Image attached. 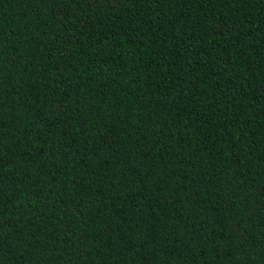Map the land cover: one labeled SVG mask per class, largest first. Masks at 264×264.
Masks as SVG:
<instances>
[{
  "label": "trees",
  "instance_id": "1",
  "mask_svg": "<svg viewBox=\"0 0 264 264\" xmlns=\"http://www.w3.org/2000/svg\"><path fill=\"white\" fill-rule=\"evenodd\" d=\"M0 264H264V0H0Z\"/></svg>",
  "mask_w": 264,
  "mask_h": 264
}]
</instances>
